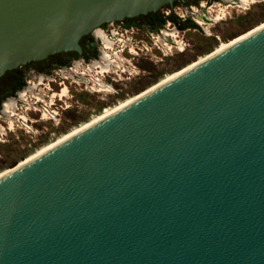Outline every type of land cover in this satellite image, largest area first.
I'll return each mask as SVG.
<instances>
[{
    "label": "water",
    "instance_id": "1",
    "mask_svg": "<svg viewBox=\"0 0 264 264\" xmlns=\"http://www.w3.org/2000/svg\"><path fill=\"white\" fill-rule=\"evenodd\" d=\"M174 1L0 0V73ZM0 264H264V25L1 174Z\"/></svg>",
    "mask_w": 264,
    "mask_h": 264
},
{
    "label": "flooded vegetation",
    "instance_id": "2",
    "mask_svg": "<svg viewBox=\"0 0 264 264\" xmlns=\"http://www.w3.org/2000/svg\"><path fill=\"white\" fill-rule=\"evenodd\" d=\"M252 1L175 0L155 11L96 25L79 38L80 52H54L5 69L0 73V161L19 145L30 146L51 128L63 126L66 116L61 113L77 106L78 93L122 91L111 83L121 82L114 76L118 68L125 70L121 63L174 60L172 54L181 53L190 39L217 38L213 25L225 19L228 7L247 10ZM104 73L111 81L100 77Z\"/></svg>",
    "mask_w": 264,
    "mask_h": 264
},
{
    "label": "rangeland",
    "instance_id": "3",
    "mask_svg": "<svg viewBox=\"0 0 264 264\" xmlns=\"http://www.w3.org/2000/svg\"><path fill=\"white\" fill-rule=\"evenodd\" d=\"M248 4L250 8L247 10L242 9V11L238 9L241 7H235L237 9L228 7L229 14L226 15L225 19L216 22L215 26L213 25L214 29L212 30L218 35L217 38L211 36L202 42H198L195 38L190 39L181 53L175 51L172 54L174 60L165 62H130L127 66L121 63L125 70L119 71L118 68L117 74L114 75L121 82L111 81L105 73L100 75L103 80L111 81L112 84L122 87V91L110 93L106 90H100L96 93L88 91L78 93L77 99H74V101H77V106L75 108L67 107L61 113L66 116L64 125L51 128L52 132L39 142L23 148L19 145L16 147L15 152L6 153L8 157L0 161V175L9 170L11 168L10 165L16 162V164H20L32 158L54 143L77 132L153 86L167 80L181 69L190 65V63L192 64L215 52L216 49H219L230 39L240 36L264 22V0H254ZM243 10H246V12H243ZM190 36L194 35L190 33ZM48 140L50 141L46 142ZM5 148L9 149L10 147Z\"/></svg>",
    "mask_w": 264,
    "mask_h": 264
},
{
    "label": "bare ground",
    "instance_id": "4",
    "mask_svg": "<svg viewBox=\"0 0 264 264\" xmlns=\"http://www.w3.org/2000/svg\"><path fill=\"white\" fill-rule=\"evenodd\" d=\"M264 25V22L262 23V24H260V25H258V26H256V27H254V28H252V29H250L249 31H247V32H245V33H243L242 35H240V36H237V37H234V38H232V39H230L228 42H225L219 49H216V51H218V50H220V49H222V48H224L225 46H227L228 44H230V43H232V42H234L235 40H237V39H239V38H241L242 36H245L246 34H249L250 32H253L254 30H256L257 28H259L260 26H263ZM215 51V52H216ZM214 53V52H213ZM212 54V53H211ZM207 56H209V55H207ZM206 56V57H207ZM205 58V57H204ZM203 58H201L200 60H202ZM200 60H197V61H195V62H193L192 64L190 63V65H188L187 67H185V68H183V69H181L179 72H181V71H183V70H185L186 68H189L190 66H192V65H194L195 63H197V62H199ZM179 72H177L176 74H178ZM176 74H174V75H176ZM173 75V76H174ZM173 76H171V77H173ZM170 77V78H171ZM169 79V78H168ZM167 79V80H168ZM166 81V80H165ZM164 82V81H163ZM162 83V82H161ZM161 83H159V84H161ZM159 84H157V85H159ZM157 85H155V86H157ZM154 86V87H155ZM153 88V87H152ZM151 89V88H150ZM149 89V90H150ZM148 91V90H147ZM146 92V91H145ZM144 93V92H143ZM142 93V94H143ZM141 95V94H140ZM140 95H138V96H140ZM138 96H136L135 98H137ZM135 98H133V99H135ZM132 99V100H133ZM131 100V101H132ZM130 102V101H129ZM128 103V102H127ZM123 105H125V104H123ZM123 105H121V106H123ZM120 106V107H121ZM120 107H118V108H120ZM117 109V108H116ZM115 109V110H116ZM108 114V113H107ZM105 116V115H104ZM102 118V117H101ZM100 119V118H99Z\"/></svg>",
    "mask_w": 264,
    "mask_h": 264
}]
</instances>
